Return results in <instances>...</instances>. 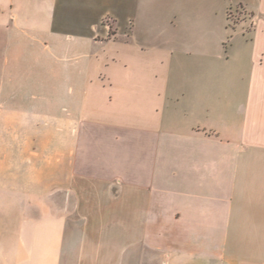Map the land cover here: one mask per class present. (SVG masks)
<instances>
[{"label":"crops","instance_id":"obj_1","mask_svg":"<svg viewBox=\"0 0 264 264\" xmlns=\"http://www.w3.org/2000/svg\"><path fill=\"white\" fill-rule=\"evenodd\" d=\"M0 264H264V0H0Z\"/></svg>","mask_w":264,"mask_h":264},{"label":"rangeland","instance_id":"obj_2","mask_svg":"<svg viewBox=\"0 0 264 264\" xmlns=\"http://www.w3.org/2000/svg\"><path fill=\"white\" fill-rule=\"evenodd\" d=\"M240 14V15H239ZM242 17L241 11L239 9H236L235 11L230 13V26L233 27V25L235 23H237V21ZM82 93L81 91H75L74 92V97H75V101H81L82 98ZM85 96V94H84ZM99 95L95 92V91H90V110H99L98 107V103H99V99H98ZM95 104V105H94Z\"/></svg>","mask_w":264,"mask_h":264}]
</instances>
